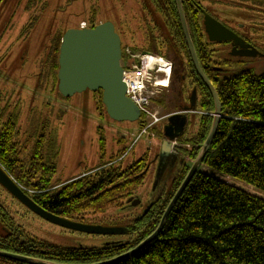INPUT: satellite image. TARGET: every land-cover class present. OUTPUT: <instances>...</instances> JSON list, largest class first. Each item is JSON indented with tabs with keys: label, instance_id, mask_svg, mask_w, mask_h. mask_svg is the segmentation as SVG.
<instances>
[{
	"label": "trees",
	"instance_id": "obj_1",
	"mask_svg": "<svg viewBox=\"0 0 264 264\" xmlns=\"http://www.w3.org/2000/svg\"><path fill=\"white\" fill-rule=\"evenodd\" d=\"M142 3L152 15H163L170 22L175 43L168 40L166 47L178 59L183 73L179 78L183 79L186 74L196 90V107L202 113L198 116L195 137L183 142L192 147L186 151L194 161L212 124L213 98L194 68L175 0H142ZM182 9L199 64L216 89L221 117L200 169L173 206L158 237L133 256L113 264H264V200L219 178L228 177L264 193V73L244 70L219 77L220 72L214 70V51L209 48L217 43L207 39L202 8L196 0H182ZM95 14L93 9L88 17L91 25L96 23ZM147 33L150 40L142 52L169 58V53L157 46L152 28ZM60 39L51 50L50 69L54 72L58 69ZM131 49L139 51L138 48ZM97 93L101 95V91ZM183 97L180 98L188 103L189 96ZM6 112L7 109L0 110V166L46 211L80 222L83 214L104 212L130 196L143 183L147 155L124 167L119 165L121 161L112 163L113 158L92 174L73 178L52 189L51 183L57 172L54 143L48 141L45 144L44 138L40 137L30 158L22 159L16 141L18 115L14 112L6 115ZM141 124L143 126L144 122ZM101 150L104 151L103 140ZM202 167L214 175L202 172ZM188 170L185 166L173 179L167 194L155 200L127 228V234L134 235L130 241L95 248L63 247L29 235L22 226L4 217L6 219L2 220L8 233L0 238V251L58 264H95L122 255L155 231ZM0 213L5 216L2 206ZM0 264L28 263L0 256Z\"/></svg>",
	"mask_w": 264,
	"mask_h": 264
},
{
	"label": "rangeland",
	"instance_id": "obj_2",
	"mask_svg": "<svg viewBox=\"0 0 264 264\" xmlns=\"http://www.w3.org/2000/svg\"><path fill=\"white\" fill-rule=\"evenodd\" d=\"M196 3L236 34L255 41L264 54V0H196ZM93 9L96 10L95 22L113 23L124 49L132 47L139 49L136 53L142 52L150 40L148 29L152 28L157 46L169 53V58L165 57L172 63L169 84L158 87L150 105L156 122L144 117L142 121L148 123L142 126V121L112 120L97 92L84 91L69 98L59 94L58 69L56 72L50 69L51 50L67 29L78 28L81 22H87ZM168 24L165 16L152 15L142 0H0V110L7 109L6 115L12 112L18 115L19 136L16 141L21 158H30L40 137L44 138L45 144L53 142L57 172L51 184L52 189H57L73 178L92 174L113 158L112 163L121 161L119 165L124 167L147 155L146 176L138 189L104 212L83 214L80 223L127 229L147 211L148 206L167 194L176 175L194 162L186 151L192 147L183 142L196 135L198 116L202 113L198 108L196 114L187 115L184 134L177 140L179 153L176 160L173 165L166 166L157 183L163 127L169 116L181 112V104H189L180 97L184 93L185 98L190 96L192 90L186 74L183 79L179 78L183 73L178 59L166 47L168 40L175 43ZM209 48L214 51V67L219 68V77L244 70L264 73V56L236 58L227 53L228 46L218 43ZM150 123L151 129L146 130L144 127ZM101 140L104 141V151L101 150ZM201 171L214 175L204 167ZM219 178L264 200V193L248 185L228 177ZM29 193L33 191L29 189ZM137 199L140 203L134 206L132 202ZM1 206L6 213L0 216V238L8 233L2 220L6 219L4 217L22 226L29 235L63 247L95 248L130 241L134 237L127 233L97 235L62 228L36 216L0 187Z\"/></svg>",
	"mask_w": 264,
	"mask_h": 264
},
{
	"label": "water",
	"instance_id": "obj_3",
	"mask_svg": "<svg viewBox=\"0 0 264 264\" xmlns=\"http://www.w3.org/2000/svg\"><path fill=\"white\" fill-rule=\"evenodd\" d=\"M175 2L185 43L194 68L213 98L214 113L212 124L197 157L189 167L183 182L166 207L155 231L130 251L112 259L95 264H113L124 258L133 256L158 237L173 206L183 193L184 189L190 183L194 174L200 169L203 158L214 138L218 121L221 117V105L216 89L214 88L212 82L203 73L194 45L190 38L188 26L182 9V0H175ZM201 11L203 13L204 32L207 35L209 42L221 43L231 41L233 45L231 55L256 57L258 52L249 44H246L240 36L204 10ZM236 47H239L241 50L237 51ZM246 48H251V50L243 51V49ZM121 58V40L120 36L115 31V27L112 22L105 21L92 28L67 29L62 35L58 53L57 89L59 94L64 98H69L87 90L91 92L101 91V101L105 107L107 115L112 120L117 122L139 121L141 116L139 108L129 97L126 96V84L123 82L122 78L123 68L121 66ZM195 104L196 90L193 89L189 100V108L193 109ZM186 122V115L173 114L168 117V124L163 127V135L165 139L162 141L163 143L159 155L157 183L160 180L162 172L166 166L169 164L173 165L176 160L178 155L177 151H175L174 159L170 161L171 154L174 152V145L172 144V141L183 134ZM0 185L36 216L54 225L86 234L121 235L127 233V229L124 228L88 225L61 218L46 211L37 205L28 195H26L23 189L1 166ZM139 203L140 201L138 199L132 202L134 206H137ZM0 256L28 264H58L32 257L16 255L5 251H0Z\"/></svg>",
	"mask_w": 264,
	"mask_h": 264
},
{
	"label": "built area",
	"instance_id": "obj_4",
	"mask_svg": "<svg viewBox=\"0 0 264 264\" xmlns=\"http://www.w3.org/2000/svg\"><path fill=\"white\" fill-rule=\"evenodd\" d=\"M85 27V23L81 24ZM151 65L148 55L133 54L130 49H125V57L122 61L123 65V81L126 84V95L137 105L141 114L147 119L157 121L156 117L151 113L150 105L152 99L158 93L157 85L160 78V67H165L170 72L171 63L162 58ZM168 78V76L166 75ZM147 124L145 129L151 126ZM144 129V131H145Z\"/></svg>",
	"mask_w": 264,
	"mask_h": 264
},
{
	"label": "flooded vegetation",
	"instance_id": "obj_5",
	"mask_svg": "<svg viewBox=\"0 0 264 264\" xmlns=\"http://www.w3.org/2000/svg\"><path fill=\"white\" fill-rule=\"evenodd\" d=\"M202 10V9H201ZM201 14H202V11H201ZM87 20H88V18H87ZM103 22V21H102ZM86 24H85V26L86 27H90L91 26V24L89 23V21H87V22H85ZM97 23V22H96ZM95 23V24H96ZM79 27H80V25H79ZM78 27V28H79ZM232 31H233V29H232ZM238 35V34H237ZM238 36H240L245 42H246V44H249L251 47H253L257 52H258V54L256 55V57H263L264 56V54L257 48V46H256V43H255V41H253V40H251L249 37H247V36H244V35H241V34H239ZM218 44H221V45H225V46H228L229 47V51L227 52L230 56H233V55H231V52H232V48H233V45H232V42L231 41H227V42H221V43H218ZM236 50L237 51H239V50H241L239 47H236ZM251 50V48H246V49H243V51H250ZM234 57H236V58H242V59H251V58H253V57H246V56H244V57H241V56H234ZM219 68H216V67H214V70H215V73H219L220 72V70H218ZM214 75V74H213ZM170 76H171V74H170ZM193 89L194 88H192V90H191V93H192V91H193ZM97 92H99V91H97ZM190 97H191V95L189 96V99H190ZM102 102V101H101ZM188 103H189V101H188ZM196 106H197V99H196ZM189 108V106H188V104H186V103H184V104H181V106H180V110L179 111H183V110H187ZM188 115V113H186V116ZM167 124H168V119H167ZM184 130H185V128H184ZM184 133V132H183ZM182 136V135H181ZM180 136V137H181ZM180 137H178V138H180ZM178 138H176L174 141H172V144L174 145V152H172V154H171V157H170V161H172L173 159H174V157H175V151H177L178 153H179V149H178V147H177V140H178ZM165 138H164V136H163V140H164ZM177 147V148H176ZM149 207L150 206H148L147 207V209L146 210H148L149 209Z\"/></svg>",
	"mask_w": 264,
	"mask_h": 264
},
{
	"label": "bare ground",
	"instance_id": "obj_6",
	"mask_svg": "<svg viewBox=\"0 0 264 264\" xmlns=\"http://www.w3.org/2000/svg\"><path fill=\"white\" fill-rule=\"evenodd\" d=\"M149 59L151 61V65H153L154 63H157L158 58L153 56V55H150L149 54ZM159 73L161 74H164L165 75V79L163 80H159L157 85H160V86H167V83H168V79L170 78V74L171 72L168 71V69H166L165 67L163 68L162 66L160 67V70H159ZM166 75L168 76V78L166 77ZM207 155V154H206ZM183 182V181H182Z\"/></svg>",
	"mask_w": 264,
	"mask_h": 264
}]
</instances>
